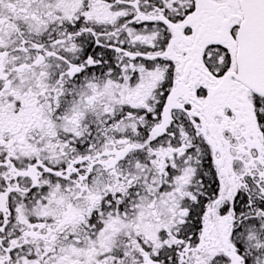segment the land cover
Returning a JSON list of instances; mask_svg holds the SVG:
<instances>
[{
  "label": "snow or ice",
  "instance_id": "snow-or-ice-1",
  "mask_svg": "<svg viewBox=\"0 0 264 264\" xmlns=\"http://www.w3.org/2000/svg\"><path fill=\"white\" fill-rule=\"evenodd\" d=\"M0 264H264V0H0Z\"/></svg>",
  "mask_w": 264,
  "mask_h": 264
}]
</instances>
